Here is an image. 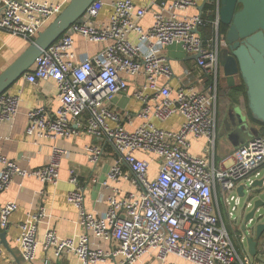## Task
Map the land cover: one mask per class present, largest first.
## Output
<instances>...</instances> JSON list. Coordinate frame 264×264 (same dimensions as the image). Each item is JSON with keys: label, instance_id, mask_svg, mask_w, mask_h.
<instances>
[{"label": "built area", "instance_id": "2783aa9c", "mask_svg": "<svg viewBox=\"0 0 264 264\" xmlns=\"http://www.w3.org/2000/svg\"><path fill=\"white\" fill-rule=\"evenodd\" d=\"M105 4V0H95L23 76L34 84L54 81L60 101L52 113L45 106L30 110L26 133L38 139H67L86 133L98 141L110 142L118 159L103 185L108 187V180L129 182L134 190L118 196L119 189L114 187L104 213L88 211L85 187L79 173L71 169L69 181L73 187L67 200L79 211L82 233L61 238L56 231L48 230L40 242L38 222L46 216L41 207L20 225L17 241L23 257L34 262L42 245L57 257L72 253L81 264L106 263L109 259L117 264H140L146 256L155 264H179L170 261V256L188 264H264V243L252 256L247 238L254 233L247 228L238 233L230 231L218 202H222L224 216L232 222L237 211L244 219L240 186L250 191L256 181L263 180L256 188L264 194V134L238 146L231 155V165L215 163L223 76L219 62L222 50L228 47L225 34L220 33L219 16L208 30L205 17L188 14L198 5L196 0L161 1L160 11L153 13L152 25L146 28L142 20L149 8L133 0H112L109 20L94 24ZM63 8L61 2L3 0L0 30L32 42ZM75 34L108 44L92 58L77 61ZM173 44L197 56L202 88L176 77L164 54V49ZM125 76L143 78L134 91L142 103L137 113L142 120L132 130L125 125H132V115L111 107L115 97L129 88ZM161 77L168 81L160 83ZM173 78L178 79L176 88L170 84ZM19 105L18 94H1L0 123L12 121ZM177 115L182 117L178 130L156 124ZM192 137L206 140L205 155L192 153ZM85 152L89 161L98 165L104 148L96 142L86 146ZM53 154L50 163L35 168L0 156V192L8 189L15 177H32L56 185L60 159L68 155V150L56 144ZM154 161L158 163L155 176L151 172ZM18 207V202L12 201L1 208L2 228Z\"/></svg>", "mask_w": 264, "mask_h": 264}, {"label": "crops", "instance_id": "0c3cea01", "mask_svg": "<svg viewBox=\"0 0 264 264\" xmlns=\"http://www.w3.org/2000/svg\"><path fill=\"white\" fill-rule=\"evenodd\" d=\"M2 1L3 0H0V2ZM36 1H49L51 3L61 2L64 3L65 7L70 0ZM133 1L138 6L150 9L142 20L143 26L148 28L152 25L153 13L160 11L158 4L161 1L172 0ZM196 1L198 5L190 8L188 10V14H201L205 17L208 21L207 27L209 30L213 22L216 21L219 16L217 4L212 3L209 0ZM111 2L112 0H105V7L99 17L93 21L94 24L99 25L109 20L112 9ZM203 6L204 8H202ZM74 41V51L76 53L77 61H84L92 58L97 53L102 51L108 44L106 42L99 43L88 41L80 34H75ZM30 44V40L12 35L7 31L0 30V74L11 63H13ZM179 48L182 47L180 45L173 44L164 49V54L169 58L174 68L176 77H181L186 83H193L197 87L202 88L203 85H200L201 78L199 68L196 66V59H194L195 55L187 54L185 51H182V56L185 57L184 63L179 62L177 66H174L172 57L175 56L176 52L180 53L178 50ZM125 77L129 81V88L125 93L115 97L111 107L123 114L129 112L132 115V125L127 122L125 123L126 127L129 130H132L134 127L138 126L142 120L137 116L142 103L134 96V91L137 84L143 82V78ZM221 79V86H223V83H225L224 81L227 83L224 73ZM237 80L238 78L236 79V86L239 85V81ZM167 81L168 79L165 77L160 78V83L162 84H165ZM170 84L173 88H176L179 84L178 79H171ZM225 87L226 89L231 88L228 84H226ZM228 89L225 90V96L220 97L219 99L218 135L220 129L223 134L227 136V132L225 131L221 121L226 107L230 102V98L228 96H232L231 92L228 93ZM7 92L18 94L20 97V105L12 121H4L0 123V156H5L8 159L15 160L24 167L35 168L46 165L53 160V147L56 144L65 147V149L68 150V155L63 156L60 159V180L56 185L50 183L43 184L32 177H28L23 180L15 177L11 186L0 192V211L1 208L8 202L17 201L19 204L18 209L10 216L8 225L5 228L0 226V232H5V240L7 242L6 246L0 238V264H46L48 259H52L54 264H81L80 259L72 253H64L60 257H57L54 255L53 250L46 251L42 245L38 248L37 259L34 262H28L25 260L17 241L20 234L21 223L28 219L32 213L38 211L39 208L44 207L46 216L38 222V238L40 242L43 241L48 230L56 231L57 235L61 238L75 237L82 233L83 229L78 223L79 211L77 207L69 203L67 200V193L73 187L69 181L71 169H75L79 173L81 182L85 187V207L88 211L104 213L108 203L107 197L112 192V188H118V196H124L128 191H133L134 187L129 182L117 184L110 180H108V187L103 185V182L107 180L109 169L118 159V154L110 142L98 141L86 133H81L67 139H38L27 135L26 127L28 122V112L30 110L39 106H45L47 111L52 113L59 107L60 101L58 98V87L54 81H40L34 84L28 82L24 77H22L15 82ZM234 93L233 96L235 95L239 97V92ZM174 119L178 124L175 129H179L181 127L182 117L177 115L166 122ZM191 141L192 153L205 155L206 152L204 151V148L206 140L204 138L195 139L192 137ZM96 142L101 144L104 148V154L100 163L98 165H93L88 159L85 147ZM228 143L234 152L237 147H235L231 141ZM195 145H200L199 152L193 151ZM139 155L141 157L146 156L143 153H140ZM231 155L228 157L226 155L219 160L216 147V165H224L226 161L231 158ZM157 164L158 163L154 161L151 171L153 176L156 175ZM2 167L3 166L0 162V170ZM218 202L221 208L223 221H225L227 228L235 233L240 232L245 223L244 219L239 217L241 213L238 216H235V221L232 219V222H230L228 218L224 216L225 209L222 202ZM107 246L109 245L107 244ZM169 260L178 262L179 264H188L186 261L177 259L174 256H170ZM100 264H117V262L114 259H109L106 263ZM140 264H155V261L154 259L146 256L141 260Z\"/></svg>", "mask_w": 264, "mask_h": 264}, {"label": "water", "instance_id": "95a60500", "mask_svg": "<svg viewBox=\"0 0 264 264\" xmlns=\"http://www.w3.org/2000/svg\"><path fill=\"white\" fill-rule=\"evenodd\" d=\"M94 1L70 0L27 49L0 74V95L7 92L15 82L30 72L37 58L79 21ZM209 1L217 4L220 24L228 26L225 34L228 47L222 50L219 62L227 84L229 87H234L236 79L239 77L242 79L249 112L253 120L264 124V0ZM194 59H197V56H194ZM235 111L237 115L239 113L241 115L239 123L245 125L247 116L242 114L240 107H235ZM257 135L258 132L255 136ZM255 136L246 127H238L231 131L228 140L238 147ZM262 184L263 180L253 184L255 188L249 191L250 200L244 205L243 212L245 221L243 228L249 230L248 224H253L251 231L254 236L250 235L247 238L252 256L258 254V247L264 243V215L255 217L257 210L264 207V199L252 201L253 193L260 191L256 187H261ZM238 192L243 197L247 191L240 186ZM0 238L7 246L5 232H0ZM46 264L54 263L52 259H48Z\"/></svg>", "mask_w": 264, "mask_h": 264}, {"label": "rangeland", "instance_id": "374dc122", "mask_svg": "<svg viewBox=\"0 0 264 264\" xmlns=\"http://www.w3.org/2000/svg\"><path fill=\"white\" fill-rule=\"evenodd\" d=\"M179 51H180V53H178V52H176V54H175V56L174 57H172L173 58V64H174V66H177L178 65V63L180 62V63H184V59H185V57H183L182 55V51H184L182 48H179L178 49ZM184 53V52H183ZM178 68V67H177ZM237 81H239L238 83L239 84H241L242 83V79L239 77L238 78V80ZM225 83H226V81H224ZM225 83H223V86H221L220 87V90H221V92H220V94H221V97H223V96H225V90H226V87H225V85L227 84H225ZM234 87H236V86H234ZM234 87H231L232 89H235ZM230 88V89H231ZM237 90V89H236ZM239 91H241V90H238L237 92H239ZM244 92V91H243ZM229 93V92H228ZM231 93L233 94L234 93V91H231ZM239 93H241V92H239ZM235 94V93H234ZM245 95V94H244ZM245 98H246V96H245ZM172 119V118H171ZM176 119H178V118H176ZM158 126H161V127H163V128H166V129H172V130H178V129H175V128H177V122H175V119L174 120H172V121H169V122H165V123H162V122H157L156 123ZM247 129L249 130V131H251V133L255 136L256 134H257V132H258V129L255 127L254 129H249V127L247 126ZM229 140H228V137L226 136V135H224L223 134V132L219 129V135H218V141H217V156H218V158H219V160H221L224 156H226L227 155V157L228 156H230L232 153H233V150L231 149V147H230V145H229ZM230 147V148H229ZM193 151L194 152H199L200 151V145H195L194 146V148H193ZM232 162H233V159L232 158H229L227 161H226V165L227 166H229V165H231L232 164ZM249 195H250V193H249V190H247V192H246V194H245V196H243L242 197V206H244L246 203H247V201H249L250 199H249ZM253 195H254V199L252 200L253 202H255L256 201V199H259V198H262V199H264V194H263V192L262 191H255L254 193H253ZM241 208V207H240ZM249 210V209H248ZM247 210V211H248ZM240 214V211H237L236 213H235V215L236 216H238ZM264 214V207H262L259 211H257V213H256V216H259V215H263ZM248 227L250 228L249 229V231H250V234L252 233V231H251V229L253 228V224H248Z\"/></svg>", "mask_w": 264, "mask_h": 264}, {"label": "flooded vegetation", "instance_id": "af4514ba", "mask_svg": "<svg viewBox=\"0 0 264 264\" xmlns=\"http://www.w3.org/2000/svg\"><path fill=\"white\" fill-rule=\"evenodd\" d=\"M231 91L237 92L238 90L228 89L229 93ZM239 92H241L239 94V97L235 96V95L233 96L232 93H231L232 96H228L230 98V102L226 107L223 119L221 121L223 127L225 128V131L227 132V137L229 136V134L231 133L232 130H234L235 128H238V127H243V128L246 127V129H247V126L249 127V129H253L256 127L258 129V134H259L261 129L263 130V126H258L252 120L253 118H252V116L249 112V109H248L247 100H246L245 95H244L245 93L243 91H239ZM235 107H240L242 110V114L247 116V122L245 124L247 126L239 123L238 120H239V118H241V115H240V113L238 115L236 114ZM228 129H230V131H228Z\"/></svg>", "mask_w": 264, "mask_h": 264}, {"label": "trees", "instance_id": "16d2710c", "mask_svg": "<svg viewBox=\"0 0 264 264\" xmlns=\"http://www.w3.org/2000/svg\"><path fill=\"white\" fill-rule=\"evenodd\" d=\"M227 29H228V26L223 25V24H220V33H222V34H226ZM236 89H237V90L244 91L245 87H244L243 82H242L241 84L237 85V86L235 87L234 90H236ZM245 96H246V95H245ZM246 100H247V97H246ZM252 120H253V119H252ZM253 122L256 123V124L259 125V126H263V130L261 129L260 132H259V134H264V124H261V123L255 121V120H253Z\"/></svg>", "mask_w": 264, "mask_h": 264}]
</instances>
